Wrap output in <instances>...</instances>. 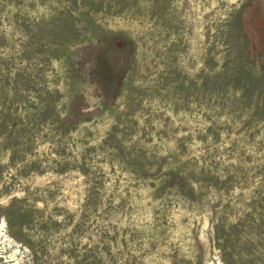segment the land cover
Listing matches in <instances>:
<instances>
[{"label": "rangeland", "instance_id": "1", "mask_svg": "<svg viewBox=\"0 0 264 264\" xmlns=\"http://www.w3.org/2000/svg\"><path fill=\"white\" fill-rule=\"evenodd\" d=\"M0 228V264H264V0H0Z\"/></svg>", "mask_w": 264, "mask_h": 264}, {"label": "bare ground", "instance_id": "2", "mask_svg": "<svg viewBox=\"0 0 264 264\" xmlns=\"http://www.w3.org/2000/svg\"><path fill=\"white\" fill-rule=\"evenodd\" d=\"M1 228H2V226H1ZM0 228V230L2 231V229Z\"/></svg>", "mask_w": 264, "mask_h": 264}]
</instances>
